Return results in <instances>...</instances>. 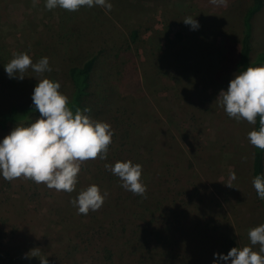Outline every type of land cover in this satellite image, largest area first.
I'll list each match as a JSON object with an SVG mask.
<instances>
[{
	"label": "rangeland",
	"instance_id": "1",
	"mask_svg": "<svg viewBox=\"0 0 264 264\" xmlns=\"http://www.w3.org/2000/svg\"><path fill=\"white\" fill-rule=\"evenodd\" d=\"M110 3L49 11L44 0H0V114L28 106L45 77L70 98L69 68L96 56L86 114L113 130L107 158L84 161L73 192L0 176V264H212L213 253L250 245L249 229L264 224L247 138L254 125L216 101L241 71L254 0ZM189 16L197 30L183 23ZM251 44L255 59L264 51V6ZM20 52L34 63L47 56L51 72L29 68L10 79L4 65ZM14 127L0 126V139ZM127 160L142 165L146 196L105 168ZM91 184L108 195L99 210L79 214L70 201Z\"/></svg>",
	"mask_w": 264,
	"mask_h": 264
},
{
	"label": "clouds",
	"instance_id": "2",
	"mask_svg": "<svg viewBox=\"0 0 264 264\" xmlns=\"http://www.w3.org/2000/svg\"><path fill=\"white\" fill-rule=\"evenodd\" d=\"M224 3L225 0H212ZM47 10L57 7L78 11L81 7L94 6L110 10V0H44ZM183 23L197 30L200 25L196 18L186 17ZM31 70L37 77L51 72L49 58L41 57L33 62L23 52L17 53L4 65L8 77L24 79L25 72ZM58 81L42 78L37 80L31 100L39 117L28 126H15L9 134L0 139V176L12 181L23 176L36 183H44L56 191L73 192L76 188L81 164L99 156L105 160L108 146L112 142L113 130L109 123L92 119L85 106L83 110L70 107L69 99L62 94ZM230 118L246 120L259 127L248 132V142L264 151V64L249 66L234 74L227 90L221 89L216 99ZM105 168L120 178L121 186L138 196H146L147 186L142 182V165L131 160L105 164ZM235 173L230 179L235 180ZM232 187L231 185H228ZM257 198L264 200V173L252 179ZM108 195L101 193L98 185L91 184L81 190L70 203L79 214L99 210ZM250 245L232 247L227 254L213 253L212 264H264V224L249 229ZM259 245L258 250L251 246ZM40 264H49L47 258Z\"/></svg>",
	"mask_w": 264,
	"mask_h": 264
},
{
	"label": "trees",
	"instance_id": "3",
	"mask_svg": "<svg viewBox=\"0 0 264 264\" xmlns=\"http://www.w3.org/2000/svg\"><path fill=\"white\" fill-rule=\"evenodd\" d=\"M264 0H254V4L249 7L244 17L245 24V47L241 55L239 66L241 71L249 66H257L264 64V51L260 52L255 59L251 58V38L253 36V19L255 15L262 10ZM133 37H137V31L132 32ZM96 64V56L87 58L82 64H73L69 68L70 79L73 83V91L69 99V104L73 112L76 108L83 110L85 99L90 94L91 75ZM32 107V102L25 107H18L13 105L8 112L0 114V126L6 127L8 124L15 126H28L38 115ZM257 123L254 125L255 129L259 127V116H257ZM254 159H253V175L254 177L260 173H264V151L259 150L253 146ZM260 200V199H259ZM264 204V200H261ZM233 240V239H232Z\"/></svg>",
	"mask_w": 264,
	"mask_h": 264
}]
</instances>
